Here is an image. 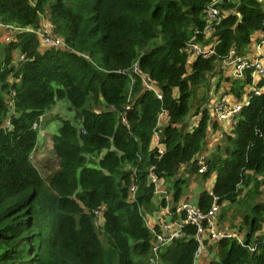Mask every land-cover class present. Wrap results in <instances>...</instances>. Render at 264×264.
I'll use <instances>...</instances> for the list:
<instances>
[{
    "label": "trees",
    "instance_id": "trees-1",
    "mask_svg": "<svg viewBox=\"0 0 264 264\" xmlns=\"http://www.w3.org/2000/svg\"><path fill=\"white\" fill-rule=\"evenodd\" d=\"M210 4L0 0V264H193L194 227L184 225L182 239L154 253L144 216L173 207L188 180L174 181L169 205L149 176L168 183L182 166L197 173L193 159L207 143L212 100L200 109L201 102H191L196 90L232 53L245 56L255 32L264 36V0H227L206 42ZM43 16L63 40L61 49L41 45ZM215 39L211 56L188 65L193 40ZM250 79L248 73L246 82L233 80L237 90H229L239 97ZM143 82L153 83L161 99ZM57 102L66 103L75 124L58 119L51 138L57 167L44 179L32 162L39 136L32 126ZM241 110L205 160L201 179L216 178L196 207L206 211L217 199L247 209L240 214L243 243L221 239L209 264H264V93L251 95ZM156 133L162 154L152 148Z\"/></svg>",
    "mask_w": 264,
    "mask_h": 264
},
{
    "label": "built area",
    "instance_id": "built-area-1",
    "mask_svg": "<svg viewBox=\"0 0 264 264\" xmlns=\"http://www.w3.org/2000/svg\"><path fill=\"white\" fill-rule=\"evenodd\" d=\"M227 0H211V4L208 7L205 15L206 29L204 31L206 35V40L212 35L211 27L219 23L220 19V7L221 3H224ZM50 31L46 32V37H41V32L37 31V35L40 38L41 45L46 48L61 49L63 47V40L55 37L52 34L51 28ZM216 44V39L213 40L210 44L206 45L203 43H197L193 40L192 43L187 47V53L189 58L203 57L208 58L213 53V47ZM264 36L261 37L255 45V50L257 51L256 55H245L237 56L231 55L228 61L223 62L220 66L223 70L227 69L229 77L231 79H239L242 82H246L247 74H250V84L245 88L247 91L240 97L234 96L233 93L228 94H216L211 99V103L208 106L210 121L209 123H218L224 122L229 124V127L233 129L234 123L237 120L242 107L246 106L249 103L251 95L256 94L260 95L264 93V87H257V84L260 80L264 78ZM223 66V67H222ZM133 73H137L136 66L132 70ZM145 88L153 92L157 99H161V94L159 93L157 87L153 83L143 82ZM244 91V90H243ZM246 95V96H245ZM127 108V107H126ZM166 112H162L159 116L158 125L162 126L164 122V117ZM197 119L195 122L190 124V128L195 127ZM34 130H39L40 127L37 124L33 126ZM159 134L156 133L152 141V148L157 149L160 154H162L163 146L158 143ZM197 164V174L202 175L206 172L205 170V160L197 159L195 161ZM149 181L155 185V191L157 194H162L167 200H169V195L167 190L162 185V180L156 178L153 174H150ZM132 193L134 188L131 187ZM100 214V213H99ZM218 203L217 199H214L212 205L208 210L203 211L195 205L188 203L187 201H177L173 207H159L157 211L153 212L151 216L145 217L146 226L151 230L154 243L152 249L154 253L159 251V248L162 246L169 245L172 241L182 239L184 237L183 226L189 225L196 229V233L193 237L194 241L198 245V250L194 257L193 264H205L201 260H206L209 256V253L203 254V246L205 243H212L216 246L217 242L221 239H231L236 241L239 245L243 243V236L240 233V228L235 230H223L218 228ZM264 231V228L262 232ZM261 233V232H260ZM249 252L255 253L256 249L252 245H248ZM215 259V258H214ZM212 260V259H211ZM209 260V262L211 261ZM208 262V264H209Z\"/></svg>",
    "mask_w": 264,
    "mask_h": 264
},
{
    "label": "rangeland",
    "instance_id": "rangeland-1",
    "mask_svg": "<svg viewBox=\"0 0 264 264\" xmlns=\"http://www.w3.org/2000/svg\"><path fill=\"white\" fill-rule=\"evenodd\" d=\"M222 4V3H221ZM52 30V27L50 26V23L48 22V19L43 16V18L41 19V29L38 30L39 32H41V30L44 32L40 33L41 37H46L47 34L46 32H49L50 29ZM207 42V40H206ZM223 67V66H222ZM239 83H242V81H237ZM233 80L230 79V77L228 76V72L227 69L223 70L221 68V66L219 65L217 67V69L214 71L213 75H210L207 78V84L205 88H199L196 90V96L195 98L191 101L194 104H197L201 102L202 107L200 109H202L206 104H208V101L210 102V98L212 99L214 97V95L216 94H220L223 92H226L225 89H229L232 85V89L237 90V84L233 83ZM245 93V91L241 90L239 97L241 95H243ZM207 96H209L207 98ZM235 96V95H234ZM246 96V95H245ZM63 118V119H68L70 120L72 123L74 122L75 124V120H74V113H72L71 111H69L67 105L65 102H57L55 106H53L43 117H42V122L40 125V131H39V136H38V142H37V148L34 151V153L32 154V162L33 165L35 166V168L38 170V172L40 173V175L45 179L47 178V176L56 169L57 167V161L55 160V155L53 153L52 150V142H51V138L52 136L56 133L57 128H58V124L59 121L58 119ZM161 126L158 125V129ZM222 140H220L221 143ZM188 166L185 167H181L179 169V175L177 174L178 180H182V177L184 178V175L187 173H189V170H187ZM181 169H184V172H181ZM191 174V173H189ZM193 175V174H192ZM195 175V173H194ZM175 181V180H174ZM203 181L200 178H196V182L195 184H201ZM165 183L167 185H165ZM173 183L174 182H163L162 181V185H164L168 192L169 195V205H172V197L174 195V190H173ZM190 181L188 180L185 183H181L179 184L180 186V190L181 193L184 195H192V191L191 190L193 187L192 185L189 186ZM191 187V188H190ZM190 200V199H188ZM260 201H264V191L262 192V194L259 197ZM158 200L155 201V203ZM155 203H153L155 205ZM188 203L192 204L190 201H188ZM193 205V204H192ZM151 211H144V216H151L152 212L154 211L152 208L150 209ZM247 211V209H242L240 207L234 206L232 208V206H230L229 204H218V226L221 228H227V229H236L239 228L240 226V221H241V217L240 214L242 212ZM95 226L98 230L100 239L102 240V242L104 243V238L102 235V219L100 214L98 213L96 215V219L94 221ZM204 250H203V254L209 253L208 258L206 259V261L204 262V260L202 259L201 261L204 262L205 264H208L209 260H213L215 258V254L213 252H211L212 246H209L207 243L204 244L203 246Z\"/></svg>",
    "mask_w": 264,
    "mask_h": 264
},
{
    "label": "crops",
    "instance_id": "crops-1",
    "mask_svg": "<svg viewBox=\"0 0 264 264\" xmlns=\"http://www.w3.org/2000/svg\"><path fill=\"white\" fill-rule=\"evenodd\" d=\"M263 36L262 33L260 32H255L253 35H252V39H251V43L250 45L248 46L247 48V55H256L257 51L255 50V45L256 43L258 42L257 40L258 39H261V37ZM195 58H189V61H188V65H190L193 61H194ZM229 76V74H228ZM231 79V78H230ZM231 80H238V81H241L239 79H231ZM247 85L244 86L243 90L244 91H247L246 90V87ZM226 92H223V93H220V94H224V93H228V94H233L229 89H225ZM207 109H209L207 107ZM197 119V121L200 119V115H197L193 120H192V125H193V122H195V120ZM217 125V128L214 130L212 129V125L209 123L208 124V127H207V132H208V136H207V140H206V145L203 149L202 152H200L199 154H197L195 157H194V161H196L197 159H208L211 154L214 152V148H215V145L219 144L220 143V140H221V137L222 135L225 133V134H229L230 132H232L233 130L229 127V124L227 123H224V122H218L216 123ZM186 168V166H184ZM185 170L184 169H181V172H184ZM179 175V173H178ZM196 178H200L201 179V176L198 175L197 173H193L192 174H185L184 175V178L182 177V180H189L190 183H189V186L192 185V189L193 190L192 192V195L189 196V195H184L181 193V197L179 198L178 201H190L193 205L197 206V200H198V197H199V194L203 191H207V192H210L212 189V186L214 184V181H215V178H216V175H212L209 179H207L206 181H201L202 183L201 184H195L196 182ZM178 179V177H176L175 179L171 180V182H174V180L176 181ZM165 185H167L165 183ZM164 188H166L164 185H163ZM191 188V187H190ZM190 199V200H188ZM155 203V201H153ZM218 228L220 229H223V230H235V229H227V228H221L218 226ZM209 246H212V248L215 247V245H213L212 243L208 242L207 243ZM206 261V260H204Z\"/></svg>",
    "mask_w": 264,
    "mask_h": 264
},
{
    "label": "water",
    "instance_id": "water-1",
    "mask_svg": "<svg viewBox=\"0 0 264 264\" xmlns=\"http://www.w3.org/2000/svg\"><path fill=\"white\" fill-rule=\"evenodd\" d=\"M241 20V17L239 16V18H238V22Z\"/></svg>",
    "mask_w": 264,
    "mask_h": 264
},
{
    "label": "clouds",
    "instance_id": "clouds-1",
    "mask_svg": "<svg viewBox=\"0 0 264 264\" xmlns=\"http://www.w3.org/2000/svg\"><path fill=\"white\" fill-rule=\"evenodd\" d=\"M40 127V126H39Z\"/></svg>",
    "mask_w": 264,
    "mask_h": 264
}]
</instances>
